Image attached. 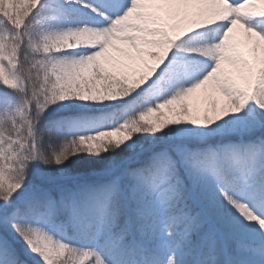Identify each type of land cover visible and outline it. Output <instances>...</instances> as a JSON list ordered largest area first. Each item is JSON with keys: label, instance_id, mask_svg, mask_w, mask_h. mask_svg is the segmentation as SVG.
<instances>
[{"label": "snow or ice", "instance_id": "snow-or-ice-1", "mask_svg": "<svg viewBox=\"0 0 264 264\" xmlns=\"http://www.w3.org/2000/svg\"><path fill=\"white\" fill-rule=\"evenodd\" d=\"M0 264H264V0H0Z\"/></svg>", "mask_w": 264, "mask_h": 264}]
</instances>
